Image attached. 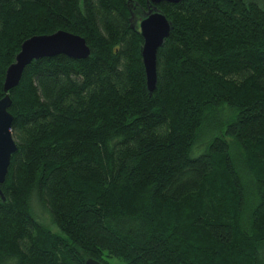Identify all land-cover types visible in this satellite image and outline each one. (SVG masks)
Listing matches in <instances>:
<instances>
[{
	"label": "trees",
	"instance_id": "1",
	"mask_svg": "<svg viewBox=\"0 0 264 264\" xmlns=\"http://www.w3.org/2000/svg\"><path fill=\"white\" fill-rule=\"evenodd\" d=\"M158 7L173 28L151 95L148 0H0V99L29 37L91 49L32 61L8 92L0 264H264V0Z\"/></svg>",
	"mask_w": 264,
	"mask_h": 264
},
{
	"label": "water",
	"instance_id": "2",
	"mask_svg": "<svg viewBox=\"0 0 264 264\" xmlns=\"http://www.w3.org/2000/svg\"><path fill=\"white\" fill-rule=\"evenodd\" d=\"M184 0H148L149 10L140 20L139 27L144 42L141 54L146 71L147 88L152 95L157 87V53L169 37L173 23L158 7L162 2L178 3ZM64 54L74 59H85L91 49L86 39L67 30H58L51 34L33 35L26 39L16 55L15 61L8 67L4 82L7 93L0 99V197L6 200L2 184L6 181L11 158L18 150V144L12 133L13 114L9 111L12 99L8 93L19 85L25 68L32 61ZM86 264H102L95 258H88Z\"/></svg>",
	"mask_w": 264,
	"mask_h": 264
},
{
	"label": "rangeland",
	"instance_id": "3",
	"mask_svg": "<svg viewBox=\"0 0 264 264\" xmlns=\"http://www.w3.org/2000/svg\"><path fill=\"white\" fill-rule=\"evenodd\" d=\"M263 1V0H262ZM196 149L198 150V151H200L201 150V146H198V147H196ZM200 149V150H199ZM35 210L38 212V214L43 218V219H45V220H47V218H46V214H45V211H44V208H42V206L40 205V203L38 202V201H36V203H35ZM112 260V263L113 264H123V263H121L120 261H118L116 258H112L111 259Z\"/></svg>",
	"mask_w": 264,
	"mask_h": 264
}]
</instances>
